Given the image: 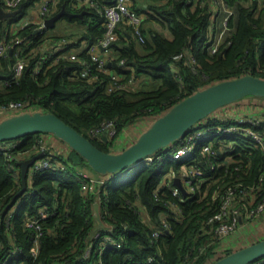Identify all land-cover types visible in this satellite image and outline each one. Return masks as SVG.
<instances>
[{
  "label": "trees",
  "instance_id": "obj_1",
  "mask_svg": "<svg viewBox=\"0 0 264 264\" xmlns=\"http://www.w3.org/2000/svg\"><path fill=\"white\" fill-rule=\"evenodd\" d=\"M34 1H26L25 8ZM93 1V5L85 3L79 8L73 7L71 0L58 1V10L62 5L70 11L86 10L82 17L64 16L78 25L69 32L47 34L48 28L34 32L33 25L16 31L15 35L25 47L26 65L17 82L0 87V105L11 100L37 103L42 111L56 113L99 148L109 151L128 124L142 117L156 118L199 88L244 74L264 78V0H226L233 10L228 21L230 29L214 53L208 50L212 38L209 0H198L194 5L186 4L185 0H155V4L142 7L132 3L138 12L152 18L156 16L172 36L167 38L155 29L145 28L148 17H144L141 25L144 41L138 42L130 32V24L122 21L119 37L110 45L111 68L119 81L124 82L120 88L114 86L108 73L95 71L97 77L93 79L80 76L82 63L78 60L59 58L48 66L43 64L35 73V64L46 54L48 43L57 46L54 43L64 38L66 47L70 48L73 40L77 45L81 40L92 42L102 35L101 9L115 0ZM150 10L157 15H152ZM19 16L0 18V37L5 32L7 37L11 36L8 28ZM217 27L215 23L214 30ZM137 42L142 44V50ZM30 49L34 50L28 53ZM180 52L184 55L175 59ZM189 52L196 58L195 68L187 61ZM80 55L86 58L84 52ZM13 60L10 52L0 56V80L11 76ZM131 74L134 81L141 78L155 84L150 89L126 90L125 84ZM111 119L116 128L112 137L104 140L89 133L90 128ZM39 134L19 137L14 151L30 147ZM245 149L252 158L251 180L264 157L250 142ZM63 157L57 154V158ZM17 160L13 158L8 162L0 150V264H181L186 253L194 254L197 245L209 238L208 233L200 229L207 212L202 206L204 199L198 200L195 196L180 202L167 188L158 196L154 194L162 175L170 169H178L179 161L170 157L137 163L134 170L130 166L105 172L102 184L94 183L87 190L82 188V178L70 160L72 168H48L28 174L26 190L14 198L21 187V177L13 176L10 165H18ZM168 200L178 202L183 217L179 220L169 218V232L153 239L151 228L136 208H143L147 217L158 221L161 213L170 211L165 203ZM95 201L99 203L102 221L111 225L110 228L97 227ZM41 210L48 213L44 218L38 214ZM31 215H37L41 225L42 232L36 242V231L24 225ZM97 229L102 235L122 239V244L101 248V237L95 238L91 254L84 257V249ZM213 249L212 244L194 264H208L232 251L215 254ZM149 255L154 259L148 260ZM255 262L264 264V255Z\"/></svg>",
  "mask_w": 264,
  "mask_h": 264
},
{
  "label": "built area",
  "instance_id": "obj_2",
  "mask_svg": "<svg viewBox=\"0 0 264 264\" xmlns=\"http://www.w3.org/2000/svg\"><path fill=\"white\" fill-rule=\"evenodd\" d=\"M28 0H0L1 6L5 10H14ZM59 0H35L28 6L35 5L37 15L19 14L18 19L8 28L11 36L7 37V32L0 37V56L6 55L12 49L14 60L11 65V76L7 79L0 80V86L17 82L26 65L25 47L21 45L20 37L15 33L20 27L33 25L34 29H44V18L51 15L57 9ZM198 0H185L186 4H196ZM201 1V0H200ZM212 4V29L211 41L208 46L210 53L217 51L218 45L223 41L217 38V31L225 35L229 31V17L232 14V8L226 0H209ZM37 3V5H36ZM81 3L93 5V0H71L73 7L80 6ZM27 8V7H26ZM25 8V9H26ZM103 15V33L92 42L81 40L75 48H67L66 40L59 38L55 44L48 47L42 60L35 64L34 71L37 73L43 64L53 63L59 58L69 60H78L82 63L80 76L89 79L96 78L95 71L108 73L116 88L124 85L119 81V77L113 69L108 67V61H111L110 45L119 37L122 21L130 24V32L136 37L137 41L143 42L144 35L141 30L144 14L138 12L130 0H115L113 3L106 4L102 7ZM18 16V15H17ZM215 23L218 25L214 30ZM104 47V49H101ZM36 49V47H35ZM30 49L28 53L33 52ZM84 52L86 58L80 53ZM184 55L183 52L174 56L179 59ZM121 63L124 59L119 60ZM187 61L191 67L197 66L194 55L189 52ZM46 62V63H45ZM94 65V67H92ZM112 71V72H110ZM134 82V76L131 74L127 83ZM111 89V88H109ZM41 110L40 105L32 103L29 100H11L0 105V115H10L23 111ZM116 132L114 120H103L100 124L90 128L89 133L93 136L106 134L107 139L112 137ZM19 142L18 138L8 141H0V150L3 151L5 159L10 162L13 158L21 159L28 157L40 150L44 154L36 158L29 166L30 173L56 168L65 170L68 167H74L72 162L67 159L68 154H62L63 159L57 158V154L48 149L45 140L37 135L35 141L30 147L22 151H14ZM259 149L264 157V117L251 111L236 113L234 110L219 113L216 110L210 112L207 116L195 122L186 132L178 139L172 141L161 149L144 156L139 163L144 161L162 160L170 157L174 161H179L176 171L169 170L165 172L158 185L154 190L156 196L167 188L173 196L180 202L189 197L197 196L198 200H203L202 206L207 210L201 224V232L208 233V239L196 247V252L186 253L181 264H194L200 254L204 253L210 245L213 244L217 250L216 242L223 240L232 234L243 223L256 218L264 209V160L260 165L259 171L253 179H249L250 166L252 158L250 152L245 149L246 143ZM23 154L22 157L19 155ZM11 172L15 178H19L20 166L10 165ZM75 172L80 175L81 186L87 190L89 185L97 183L102 184L103 179L89 176L79 167L74 168ZM178 177L185 192L173 182ZM98 202V201H97ZM170 207V211L161 213L158 221H153L150 216H146L143 208L135 207L137 213L144 218L151 228L150 235L153 239H158L160 235L167 234L170 230L169 218L182 219V211L177 201L165 202ZM40 217L44 218L48 213L41 210ZM10 216V213L9 215ZM24 225L36 231L37 236L41 234V225L37 215L28 216ZM110 228L111 225H103ZM101 237V248L108 245L121 246L122 239H116L110 235H102L101 230L97 229L92 238L87 243L83 256L88 257L93 248V240ZM214 250V249H213ZM192 251V248L191 250ZM33 249V253H34ZM154 256L149 255L148 260H153ZM248 264H257L252 261Z\"/></svg>",
  "mask_w": 264,
  "mask_h": 264
},
{
  "label": "water",
  "instance_id": "obj_3",
  "mask_svg": "<svg viewBox=\"0 0 264 264\" xmlns=\"http://www.w3.org/2000/svg\"><path fill=\"white\" fill-rule=\"evenodd\" d=\"M25 10L24 3L14 10H5L0 4V18L15 17ZM86 10L70 11L61 8L44 18V27L53 28L60 17L83 16ZM36 28L34 32L40 31ZM104 49V47H101ZM12 49H10V53ZM108 67L111 62L108 61ZM112 72V71H110ZM264 96V78L253 74H244L224 79L185 96L174 103L163 114L157 116L130 145L118 152L106 151L94 144L89 137L77 130L51 111H23L14 113L0 120V141H8L29 133L51 132L63 139L77 151L99 173L125 169L140 162L144 156L151 154L182 136L195 122L207 116L217 108L240 99L246 95ZM107 140L106 134L101 135ZM44 154L40 150L32 155L18 159L20 166L21 187L14 198L27 188L29 166L36 158ZM183 192L184 187L178 177L173 179ZM95 218L99 226H103L99 212V203L94 202ZM264 255V237L239 247L213 260L208 264H248Z\"/></svg>",
  "mask_w": 264,
  "mask_h": 264
},
{
  "label": "crops",
  "instance_id": "obj_4",
  "mask_svg": "<svg viewBox=\"0 0 264 264\" xmlns=\"http://www.w3.org/2000/svg\"><path fill=\"white\" fill-rule=\"evenodd\" d=\"M130 1L133 3V5H136L137 7H142V5L146 4L143 2V0H130ZM83 4L85 3H81L80 6ZM57 10L58 9H56L55 11ZM155 30L160 32L163 36L167 38H170L172 36L171 31L165 25L161 26V28H159V26L155 27ZM71 42L72 44L70 48H75L77 45H74L75 44L74 42L77 41L73 40ZM51 45H52L51 43H48L49 47ZM237 103L243 104V106H236L235 104ZM232 110H234L235 112L238 111L237 113L251 111L257 115H260L261 117H264V104L261 105L257 102H254V99H252L251 97L250 98H246V96L242 97L240 99L229 102L216 109V111L219 113L229 112ZM7 116L8 115L5 116L0 115V120L6 118ZM154 119L155 118L151 119L148 117H142L140 119L135 120L131 124H128L119 133L114 143L110 146L109 151L118 152L124 149L126 146L130 145L132 142H134V140L138 137V135L149 126V124ZM39 136H41L45 140L48 149L54 151L56 154H61V155L67 154L71 149V147L68 145L66 141H64L63 139L59 138L58 136H56L51 132H40ZM80 166L79 168L83 170L85 173H87L89 176H93L97 178L103 177V173L96 172L95 170L90 169L89 167L86 166L85 167L84 166L80 167ZM263 237H264V209L256 218H253L252 220L243 223L232 234L228 235L223 240L216 242L215 244L217 245L216 246L217 250H215L214 248L213 251L215 254H217V253H224L226 250H230V249L235 250L236 248L257 241Z\"/></svg>",
  "mask_w": 264,
  "mask_h": 264
},
{
  "label": "rangeland",
  "instance_id": "obj_5",
  "mask_svg": "<svg viewBox=\"0 0 264 264\" xmlns=\"http://www.w3.org/2000/svg\"><path fill=\"white\" fill-rule=\"evenodd\" d=\"M143 2L146 3V4H155V0H143ZM36 5H37V3H36ZM33 12L35 13V15H37V13L35 12V5L27 6V8L25 10V13L26 14H34ZM149 12L152 13V15H157L155 13V11H153V10H150ZM144 17H148L146 19V21L144 22V27L145 28L155 29V27L159 26V28H161V26H163V25L160 24V20L159 21L157 20L156 16H155V18H152V17H149L147 14H145ZM77 26L78 25L75 22L69 21V20H67L64 17H60L55 22V26L53 28L46 29V32H47V34L48 33H54V34H60L61 35L63 33L69 32L71 29H73V28H75ZM217 38H220L222 40L224 38V33L220 34L217 31ZM45 42L48 43V41H45ZM138 42H137V45H138L139 49L142 50L143 49L142 44L140 45V43H138ZM153 84H155V83L152 82V81L149 82V81H145L144 79L139 78V79H137L134 82L125 84V89L134 91L135 89L141 88V89L145 90V89H150L153 86ZM250 97L252 99H254V102H257V103H259L261 105L264 104V96H256V95L253 96L251 94L250 95H246V98H250ZM235 105L236 106H243V104H240V103H237ZM2 116H5V115H2ZM67 154H68V157L70 156L69 157L70 160L75 163L76 167H79L81 165V166H84V167L86 166V167H89L90 169H92L91 166L88 164V162L84 158H82V156L77 151H75L74 149L71 148ZM19 156L22 157L23 154H20ZM137 167H138V164H135V165L131 166L130 169L134 170ZM102 223L104 225L103 221H102ZM98 224L99 223L97 221V225Z\"/></svg>",
  "mask_w": 264,
  "mask_h": 264
}]
</instances>
